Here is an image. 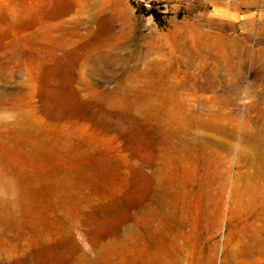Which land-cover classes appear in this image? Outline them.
Listing matches in <instances>:
<instances>
[{"label":"rangeland","instance_id":"obj_1","mask_svg":"<svg viewBox=\"0 0 264 264\" xmlns=\"http://www.w3.org/2000/svg\"><path fill=\"white\" fill-rule=\"evenodd\" d=\"M15 1L0 2V70H7L0 80L7 96L0 114V264H36L44 255L125 264L131 214L139 228L147 225L158 188H208L217 200L223 194L225 220L215 235L221 245L229 229L242 234L264 217V166L243 142L249 134L264 145V0H44L27 12L13 11ZM70 3L84 18L96 11L111 20L113 34H134L99 62L87 59L98 54L88 46L96 29L67 26L74 33L64 52L22 41L17 61L16 38L73 19L76 13L53 17ZM197 33L202 41L191 42ZM144 43L173 61L153 74L137 55ZM178 45L188 52L208 46L222 62L198 73L179 67L170 56ZM198 94H216V103L200 104ZM224 97L234 104L225 110ZM193 113L223 115L237 139L192 127ZM210 140L234 147L230 156L222 152L219 173L199 161L204 154L196 145ZM189 152L197 157L187 169L176 159ZM222 258L221 250L217 264Z\"/></svg>","mask_w":264,"mask_h":264},{"label":"bare ground","instance_id":"obj_2","mask_svg":"<svg viewBox=\"0 0 264 264\" xmlns=\"http://www.w3.org/2000/svg\"><path fill=\"white\" fill-rule=\"evenodd\" d=\"M5 2V0H0ZM44 4V0H16L13 2V11L20 6L23 11H29L34 6L39 7ZM34 5V6H33ZM81 6L76 3L66 4L60 9L53 11L55 20H61L70 13H76V16L70 20H64L50 31L49 27L43 28L39 32H35L25 37H17L15 40V49L13 57L19 61L21 59V51L18 49L19 43L22 41L33 47H39L43 42L51 43L52 53L57 54L64 52L67 43V26L74 31L81 29H96V34L88 46L97 48L98 54L95 56L88 55L87 59L101 61L106 58L107 53L116 50L117 43L127 40L134 34L133 28L122 30L120 34H113V22L109 19H101L100 13L91 11L87 17L81 15ZM102 11V10H101ZM224 16H222L223 18ZM133 23V18L129 19ZM77 28V29H76ZM71 29V30H72ZM60 34L54 38L53 33ZM175 35V34H173ZM178 39L177 36L173 37ZM202 36L197 33L190 41L199 43ZM147 40L146 38L143 41ZM185 40L184 37L180 38ZM173 47L171 51V59L183 68H190L195 73L201 72L210 65H219L222 61L208 46L195 47L192 46L190 51H184ZM229 59L228 64L233 66L237 57L235 50L228 49L226 52ZM138 58L144 62L145 69H149L154 74L158 73L160 68L169 63L170 57L153 47H149L146 43L137 48ZM157 58V59H156ZM162 58V59H159ZM14 59V60H15ZM7 70H0V80ZM22 73V70H21ZM17 97V96H16ZM213 98H207L205 95H196L195 99H201L200 104H207L213 101L216 103V94ZM180 99V98H179ZM7 96L0 91V114L5 107ZM178 100V99H177ZM233 102L223 98L222 107L233 106ZM190 124L194 128H201L216 133L227 140H236L238 131L235 128L225 126V118L223 115L211 117L209 120L203 119L199 114L193 113ZM1 125V122H0ZM243 142L250 148L249 151L258 152L259 163L264 166V145L260 142L259 136L245 134ZM197 144V141L193 143ZM204 154L200 158V163L206 167L209 172L219 173L225 169V156L222 152L230 154L233 152V145L220 144L216 141H206L196 145ZM193 157H197L194 152L183 158H177V163L185 164L189 169L195 165ZM264 172V171H263ZM264 175V173H261ZM225 176V174H224ZM224 189V188H223ZM205 191L206 193L202 192ZM225 191V190H224ZM210 189L199 188H158L153 198L157 200V207L149 204L145 215L147 216V225L143 224L139 228L137 218L134 213L130 219V234L128 238V254L125 264H217L220 251H223V258L220 264H264V217H257L252 226L245 229L242 234H234L232 229L228 230L226 239L221 245L217 242L215 235L225 220V197L222 194L217 200ZM262 213L264 214V202H262ZM253 205V204H252ZM134 207V206H133ZM251 204L247 208L239 209L242 215L250 211ZM261 226V227H258ZM211 231L213 234H211ZM226 252V253H225ZM28 258L20 264H29ZM87 264H123V263H99L95 259H87ZM36 264H69L64 263L60 256L50 257L44 255L35 257Z\"/></svg>","mask_w":264,"mask_h":264}]
</instances>
